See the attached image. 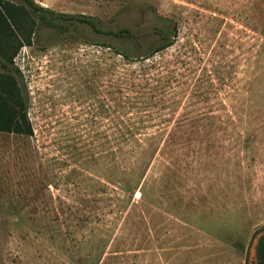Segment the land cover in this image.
Listing matches in <instances>:
<instances>
[{"label":"rangeland","instance_id":"1","mask_svg":"<svg viewBox=\"0 0 264 264\" xmlns=\"http://www.w3.org/2000/svg\"><path fill=\"white\" fill-rule=\"evenodd\" d=\"M34 1L78 19L28 16L34 134L0 132V264H254L264 0Z\"/></svg>","mask_w":264,"mask_h":264},{"label":"trees","instance_id":"2","mask_svg":"<svg viewBox=\"0 0 264 264\" xmlns=\"http://www.w3.org/2000/svg\"><path fill=\"white\" fill-rule=\"evenodd\" d=\"M29 7L18 6L11 2L0 0V132L21 136H33L34 130L28 114V93L23 76L14 60L21 48L31 45L34 30V21L28 19L29 15H38L40 21L51 27L58 26L57 21L74 22L78 17L44 8L34 0H18ZM30 12V13H29ZM79 21L87 24L98 33L119 36L121 33H105L88 18L79 17ZM64 31H67L64 28ZM172 46L168 42L158 47L155 53ZM117 55L125 59L130 58L115 50ZM151 57L153 54L150 55ZM150 58V57H149ZM256 243V262L264 264V225L254 232L253 240Z\"/></svg>","mask_w":264,"mask_h":264}]
</instances>
